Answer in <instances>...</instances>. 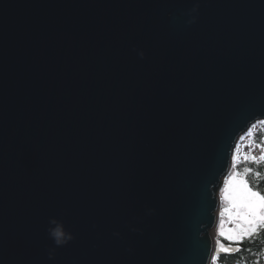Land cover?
<instances>
[{
  "label": "water",
  "instance_id": "water-1",
  "mask_svg": "<svg viewBox=\"0 0 264 264\" xmlns=\"http://www.w3.org/2000/svg\"><path fill=\"white\" fill-rule=\"evenodd\" d=\"M261 120L264 0H0V264L235 254L219 189Z\"/></svg>",
  "mask_w": 264,
  "mask_h": 264
},
{
  "label": "rangeland",
  "instance_id": "rangeland-1",
  "mask_svg": "<svg viewBox=\"0 0 264 264\" xmlns=\"http://www.w3.org/2000/svg\"><path fill=\"white\" fill-rule=\"evenodd\" d=\"M259 122L260 121H257L252 124L250 128L245 131L239 138L231 159L232 168L229 173H227V175L223 178V183L219 189L220 207L218 212V221L212 231L214 241L221 240L226 243L239 244V241L243 237L250 234V232L244 234V229L247 228V226L244 225L243 227H241L243 221L239 217L232 216L230 213H228L227 209L229 207V204L224 198V189L226 187L228 179L233 175H236L238 178L245 179L243 177L247 172L245 171V169H248V165L254 161L252 157H256L255 160H257L258 162L264 161V144H255L252 141L251 137L252 129L255 128ZM245 180L247 181V179ZM221 233H224V235H221ZM232 236L239 238L230 240L229 237Z\"/></svg>",
  "mask_w": 264,
  "mask_h": 264
},
{
  "label": "trees",
  "instance_id": "trees-1",
  "mask_svg": "<svg viewBox=\"0 0 264 264\" xmlns=\"http://www.w3.org/2000/svg\"><path fill=\"white\" fill-rule=\"evenodd\" d=\"M251 137L255 144H264V120L252 129ZM243 177L250 187L264 195V161L251 162ZM239 244L241 247L235 254L217 255L218 259L212 260L211 264H264V226H256L255 231L243 237Z\"/></svg>",
  "mask_w": 264,
  "mask_h": 264
},
{
  "label": "snow or ice",
  "instance_id": "snow-or-ice-1",
  "mask_svg": "<svg viewBox=\"0 0 264 264\" xmlns=\"http://www.w3.org/2000/svg\"><path fill=\"white\" fill-rule=\"evenodd\" d=\"M253 160L256 157H252ZM224 198L228 202V213L232 216L239 217L243 224L247 226L244 234L255 231L256 226L264 224V195L258 191H254L243 178L236 175L230 177L224 189ZM224 235V233H221ZM239 237H229V239H237ZM226 247H221L220 252H227ZM218 259L217 255L213 256V260Z\"/></svg>",
  "mask_w": 264,
  "mask_h": 264
},
{
  "label": "clouds",
  "instance_id": "clouds-1",
  "mask_svg": "<svg viewBox=\"0 0 264 264\" xmlns=\"http://www.w3.org/2000/svg\"><path fill=\"white\" fill-rule=\"evenodd\" d=\"M193 11H196V8H194ZM194 19L195 18H193V20ZM139 55H140L141 59L144 58L143 51H141L139 53ZM245 171H247V169H245ZM53 222L55 223V221H53ZM261 225L264 226V224H261ZM51 236L54 238L57 246H63V245L69 243L71 240L74 239V236L70 232H66L61 224H58L57 227L51 231ZM48 258L53 259L54 253L49 252Z\"/></svg>",
  "mask_w": 264,
  "mask_h": 264
}]
</instances>
